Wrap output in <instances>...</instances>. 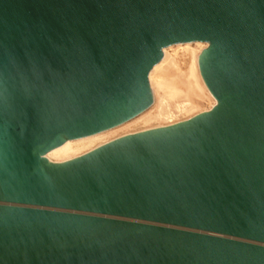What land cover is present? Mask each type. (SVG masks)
<instances>
[{"label":"water","instance_id":"obj_1","mask_svg":"<svg viewBox=\"0 0 264 264\" xmlns=\"http://www.w3.org/2000/svg\"><path fill=\"white\" fill-rule=\"evenodd\" d=\"M204 42L216 105L62 164ZM0 264H264V0H0Z\"/></svg>","mask_w":264,"mask_h":264},{"label":"rangeland","instance_id":"obj_2","mask_svg":"<svg viewBox=\"0 0 264 264\" xmlns=\"http://www.w3.org/2000/svg\"><path fill=\"white\" fill-rule=\"evenodd\" d=\"M188 43L190 44V47L192 49L197 51V53L198 51L202 52L209 47L207 43L203 42H201V48L196 45V42ZM185 47V43H182V45L180 46L177 44L164 48L166 49L165 52L167 54V59L164 60L162 64H160L164 58V49L162 50V58L160 59V62L154 67L158 66L159 64L160 66L155 69L153 67L148 74V86L151 92L152 100L150 105L134 118L127 121L128 124L126 125V127L122 128V130H120L121 128H118L117 132H115L116 134L108 136V141L94 147V150L127 136L145 133L148 130L162 129L161 127L167 128V125H169L170 127L171 125L174 126L176 124L187 122L200 114L209 112L216 105L215 104L214 106H212V97L214 98V96L210 93L204 83L198 63V72L200 74L195 71L194 76L196 77V80H193V78L190 76L189 58L183 55L184 53H182V49ZM191 80L193 81L191 82ZM203 84L205 85V87ZM188 93H192L193 95L189 96ZM182 94H185V96H183ZM160 111L161 113H168L171 118L169 120H166L165 118H154L155 114ZM116 127L111 129H115ZM109 130L103 132H107ZM75 140L78 139L68 141ZM68 141L66 140L65 142H63L61 146ZM84 151L85 150L81 151L83 153L78 155V157H76L75 159L88 154L90 150L87 152ZM48 153L44 154L42 157H44L49 163L58 165L63 163L50 161L47 158Z\"/></svg>","mask_w":264,"mask_h":264},{"label":"bare ground","instance_id":"obj_3","mask_svg":"<svg viewBox=\"0 0 264 264\" xmlns=\"http://www.w3.org/2000/svg\"><path fill=\"white\" fill-rule=\"evenodd\" d=\"M178 45L180 46L182 44H178ZM196 45L201 48V45L202 44H201V42H196ZM185 46L186 47L182 49V53H184L183 55H185L186 57L189 58V61H190V63H189L190 64V66H189L190 76L193 78V80H196V77L194 76V74H195V71H197V73H199L198 72V65H197V63H198V59L197 58L199 57V54L201 53V51L200 52L198 51V53H197L196 50H194V49H192L190 47V44L189 43H185ZM165 50L166 49L163 50V52H164V58H163V61L160 64H162L164 62V60L167 59V54H166ZM174 54H176V53H174ZM160 64L158 66H160ZM158 66L154 67V69L157 68ZM193 80H191V82ZM204 87H205V85H204ZM188 94H189V96H192L193 95L192 93H188ZM183 96H185V94ZM212 100H213V105L212 106H214L216 104V101H215L216 99H214L212 97ZM154 118H159V119L165 118L166 120H169L171 117H170V115L168 113H161V111H160L157 114H155V117ZM125 123L121 124V126L119 125V127H116L115 129H111V130H109L107 132H102V133L100 132V133H97V134H94V135H91V136H87L85 138L83 137L82 139L79 138L78 140H75V141H68L67 140L68 142L65 143L62 146L60 145L61 147L58 146V147L52 149V151L50 150L49 153L47 154V158L50 161L61 162V163L63 162V163H65V162H68V161L73 160L76 157H78V155H80L81 153H83V152H81L83 150H85L86 152L90 150L89 152H92L94 150V147H96L97 145H99L101 143H104V142L108 141V136H111L113 134H116L115 132H117L118 128H121L120 130H122V128L126 127V125L128 124V122H125ZM158 126H160V125H158ZM167 126L169 127V125H167ZM161 128H163V127H161ZM153 130H157V129H153ZM148 131H152V130H148Z\"/></svg>","mask_w":264,"mask_h":264}]
</instances>
